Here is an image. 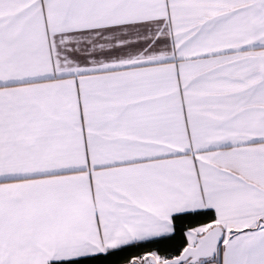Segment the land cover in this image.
I'll list each match as a JSON object with an SVG mask.
<instances>
[{
  "label": "snow or ice",
  "instance_id": "1",
  "mask_svg": "<svg viewBox=\"0 0 264 264\" xmlns=\"http://www.w3.org/2000/svg\"><path fill=\"white\" fill-rule=\"evenodd\" d=\"M0 264H264V0H0Z\"/></svg>",
  "mask_w": 264,
  "mask_h": 264
},
{
  "label": "trees",
  "instance_id": "2",
  "mask_svg": "<svg viewBox=\"0 0 264 264\" xmlns=\"http://www.w3.org/2000/svg\"><path fill=\"white\" fill-rule=\"evenodd\" d=\"M193 226H195V225H193ZM131 251V253H135L137 250H130ZM166 254H170V255H177L178 253H176V252H174L172 249H165V250H163V251H161V255H166Z\"/></svg>",
  "mask_w": 264,
  "mask_h": 264
}]
</instances>
